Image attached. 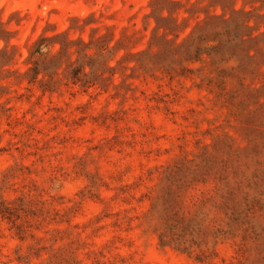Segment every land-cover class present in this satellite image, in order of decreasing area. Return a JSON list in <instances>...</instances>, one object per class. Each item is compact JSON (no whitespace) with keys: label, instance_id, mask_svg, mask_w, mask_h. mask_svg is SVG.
I'll use <instances>...</instances> for the list:
<instances>
[{"label":"rangeland","instance_id":"374dc122","mask_svg":"<svg viewBox=\"0 0 264 264\" xmlns=\"http://www.w3.org/2000/svg\"><path fill=\"white\" fill-rule=\"evenodd\" d=\"M149 2L0 0V21L22 67L28 41L72 19L85 20L73 39L141 31L132 51L145 49ZM234 87L127 63L100 88L9 84L0 264H264V76L243 82L240 109L228 102Z\"/></svg>","mask_w":264,"mask_h":264},{"label":"trees","instance_id":"16d2710c","mask_svg":"<svg viewBox=\"0 0 264 264\" xmlns=\"http://www.w3.org/2000/svg\"><path fill=\"white\" fill-rule=\"evenodd\" d=\"M235 2L189 0L186 9L177 0H150L143 28L147 31L149 26L150 34L145 49L140 51L132 49L140 44L141 31L130 33L125 29L115 37L108 29L104 34L95 29L88 40L73 39L71 31L82 33L85 26L79 22L85 20L72 19L75 28L70 26L52 35L44 31L28 41L22 67H16V47L0 21V91L9 84L25 82L42 94H51L63 79L84 90L100 88L121 64L127 63L132 72L154 68L175 72L179 68L181 74H197L221 90L227 82L235 84L228 102L240 109L244 101L233 97L239 96L243 82L264 76V0H243L241 8H236ZM181 13L186 16L181 17ZM121 51L123 55L117 60ZM112 61L114 66L110 65ZM195 64L199 66L189 68ZM250 121H259L258 116L253 113Z\"/></svg>","mask_w":264,"mask_h":264}]
</instances>
